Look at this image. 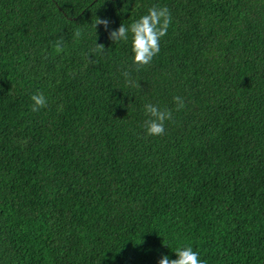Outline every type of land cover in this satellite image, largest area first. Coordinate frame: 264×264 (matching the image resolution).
I'll list each match as a JSON object with an SVG mask.
<instances>
[{"label":"trees","instance_id":"obj_1","mask_svg":"<svg viewBox=\"0 0 264 264\" xmlns=\"http://www.w3.org/2000/svg\"><path fill=\"white\" fill-rule=\"evenodd\" d=\"M152 7L171 23L137 71L131 32H109ZM147 103L172 112L162 136ZM186 246L264 264V0H0V264H159Z\"/></svg>","mask_w":264,"mask_h":264},{"label":"clouds","instance_id":"obj_2","mask_svg":"<svg viewBox=\"0 0 264 264\" xmlns=\"http://www.w3.org/2000/svg\"><path fill=\"white\" fill-rule=\"evenodd\" d=\"M108 19H101L96 16L94 20V27L103 25L105 30L109 27ZM171 23V15L167 7L157 8L152 7L148 10L146 15L140 17V19L134 21L130 28H126L124 24H121L118 29L109 32V39L114 43L117 41H127L129 31L132 34V53L133 63L137 65V71L141 68L149 65L153 58L160 52V40L167 34V29ZM82 35L78 28L74 36L79 38ZM64 40L60 37L54 44L55 52L57 54L64 51ZM93 53L100 55L105 53V46L102 43H96ZM88 62L94 63L92 58L88 57ZM123 75L126 79L129 77L128 72H124ZM129 83L131 81L129 80ZM133 86L139 87V84ZM32 112H38L42 108L47 107V98L42 92H37L31 96ZM176 104V109L180 110L184 108V99L182 97H173ZM145 114L149 116V119L145 121L146 133L149 136H162L165 133V121L172 119V112L169 109H160L158 105L147 103L144 105ZM177 259H169L167 255L162 256L159 260V264H205L200 259L199 253L194 251L191 246L176 249Z\"/></svg>","mask_w":264,"mask_h":264}]
</instances>
